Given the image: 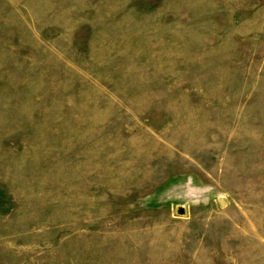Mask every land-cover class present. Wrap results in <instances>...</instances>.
<instances>
[{
  "label": "rangeland",
  "instance_id": "374dc122",
  "mask_svg": "<svg viewBox=\"0 0 264 264\" xmlns=\"http://www.w3.org/2000/svg\"><path fill=\"white\" fill-rule=\"evenodd\" d=\"M0 264H264V0H0Z\"/></svg>",
  "mask_w": 264,
  "mask_h": 264
}]
</instances>
